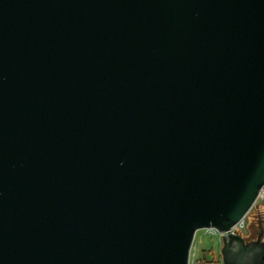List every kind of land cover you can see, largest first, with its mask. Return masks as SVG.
Instances as JSON below:
<instances>
[{"label": "water", "instance_id": "1", "mask_svg": "<svg viewBox=\"0 0 264 264\" xmlns=\"http://www.w3.org/2000/svg\"><path fill=\"white\" fill-rule=\"evenodd\" d=\"M264 0H0V264H264Z\"/></svg>", "mask_w": 264, "mask_h": 264}, {"label": "rangeland", "instance_id": "2", "mask_svg": "<svg viewBox=\"0 0 264 264\" xmlns=\"http://www.w3.org/2000/svg\"><path fill=\"white\" fill-rule=\"evenodd\" d=\"M247 229L245 238L253 239L256 237L259 229L263 230L262 239L264 240V205L262 203L254 205L247 218ZM193 247L197 258L203 255L207 260H213L214 264H222L220 248L221 240L216 235L204 233L203 229L195 232Z\"/></svg>", "mask_w": 264, "mask_h": 264}, {"label": "built area", "instance_id": "3", "mask_svg": "<svg viewBox=\"0 0 264 264\" xmlns=\"http://www.w3.org/2000/svg\"><path fill=\"white\" fill-rule=\"evenodd\" d=\"M260 203H262L264 205V185L259 189V192H258V195L256 197L254 205L260 204ZM248 213L233 227L232 230L239 232L243 235L246 233L245 229H247V226H248L247 225ZM202 229H203L204 233H207L209 235H216L221 240L222 233L219 232L216 228L209 226V227H204ZM194 237H195V235H194ZM193 242H194V239H193ZM198 259L199 258L196 257L195 248L193 247V243H192L190 253H189L188 264H214L213 260H207L206 262L198 263V261H197Z\"/></svg>", "mask_w": 264, "mask_h": 264}, {"label": "trees", "instance_id": "4", "mask_svg": "<svg viewBox=\"0 0 264 264\" xmlns=\"http://www.w3.org/2000/svg\"><path fill=\"white\" fill-rule=\"evenodd\" d=\"M198 263H200V262H206L207 261V259L205 258V256L203 255L201 258H199L198 260Z\"/></svg>", "mask_w": 264, "mask_h": 264}, {"label": "flooded vegetation", "instance_id": "5", "mask_svg": "<svg viewBox=\"0 0 264 264\" xmlns=\"http://www.w3.org/2000/svg\"><path fill=\"white\" fill-rule=\"evenodd\" d=\"M246 239H248V238H246Z\"/></svg>", "mask_w": 264, "mask_h": 264}]
</instances>
